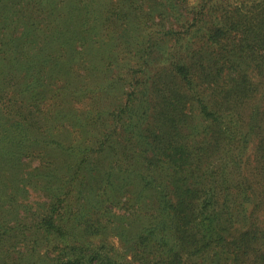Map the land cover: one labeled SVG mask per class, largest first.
<instances>
[{"label": "trees", "instance_id": "trees-1", "mask_svg": "<svg viewBox=\"0 0 264 264\" xmlns=\"http://www.w3.org/2000/svg\"><path fill=\"white\" fill-rule=\"evenodd\" d=\"M186 3L154 8L166 9L158 14L160 42L152 35L104 40L111 37L106 17L97 30L103 39L97 58L83 56V76L104 73L95 89L109 98L123 90L126 76L131 90L123 105L111 100L117 109L109 110V98H91L85 108L91 116L68 124L74 132L60 133L69 118L56 110L28 149L16 144L10 154L29 152L40 165L27 180L21 163L0 176V264H264V0L227 10L209 0ZM74 18L47 20L51 34L42 41L45 34L35 30L41 48L29 53V83L56 81L53 71L61 66L54 60L93 43L94 32L69 26ZM85 24L92 26L87 18ZM167 39L169 57L151 70L165 56L161 41ZM15 42L4 45L15 49ZM75 92L82 105L87 92ZM35 95L29 108L40 112L45 97ZM27 186L45 195L42 206L17 204L16 194L27 193Z\"/></svg>", "mask_w": 264, "mask_h": 264}, {"label": "rangeland", "instance_id": "rangeland-1", "mask_svg": "<svg viewBox=\"0 0 264 264\" xmlns=\"http://www.w3.org/2000/svg\"><path fill=\"white\" fill-rule=\"evenodd\" d=\"M186 1V6L190 8L192 5L198 4L201 0ZM244 1L245 0H209V4L218 2L219 4H223L225 6H223V8L227 10L230 9V5H239ZM1 2L3 4L0 5V141H3L6 137L7 141L0 144V176L1 178L7 177L13 166L21 163L20 169L23 171L22 176H25L27 180L29 179V172L38 167L40 162L37 157H29V152L26 151L17 155L15 153L10 154L16 144H20L28 149L32 144L30 142L31 138L37 134L38 130H41L40 127H44V130L47 124L52 123L49 121V118L56 110H65L67 118H69L65 119L67 120L66 122H61L59 127L60 133L63 132V130L74 132L75 128L72 129L68 124L75 121V116L78 118L91 116V112L85 110V108H89L92 102L91 98L96 101L109 98L105 93L98 92V90L95 89V87L100 84L101 76L104 73L98 71L93 78L91 77L85 81L83 76L84 72H82L85 66L83 56L86 62H88V57L96 59L99 54L97 51V44L101 47L103 39L97 35V30L102 29V26L106 22V17L110 16L112 18V20H109V25L104 28L111 37H104V40L117 41L119 39L125 40L138 37L143 41L145 37L150 35L154 37L153 40H157L161 32V23L158 14L166 9L162 7L155 11L154 8L159 4H167L169 0H89V3H86L89 7L86 8V4H82L81 6L80 0H2ZM50 3H52V12L50 11ZM94 9L96 11H93ZM87 10L89 12H87ZM148 13L152 14V19L149 18ZM47 14L53 15L51 18L47 19L48 22L54 19L63 22V19L73 14L75 18L69 26H74V29L81 27V32L83 34L89 33L87 30L92 33L94 32L93 43L85 44L84 47L78 45L75 54L74 51L70 49L69 51L61 53L63 57L62 60H54L53 58L54 62H59L61 66L60 71H56L58 67L53 71L56 72V75L54 74V79H56V81L50 83L51 81L47 79H40L39 83L33 81L29 83V68L27 67V63H29V53L38 52L39 48H41V43L38 44V42H41L45 38L47 39V36L49 37L51 34V31L48 32L47 28ZM4 18H6L5 22L3 21ZM86 18L92 23V26L86 24L84 27L82 26ZM119 18H121L120 22L114 21ZM43 20H46V22H43ZM94 22L96 23L93 26ZM112 22L113 24H111ZM55 24L56 22L54 21L53 25ZM63 25L65 24L63 23ZM64 28L67 29L68 27L65 26ZM35 30L37 34H45L41 41L37 38L38 35L35 34ZM23 33L28 35L25 36L24 39H21L22 35H24ZM8 40L16 41L15 49H10L13 48L12 45L9 47L4 45ZM157 41L160 42V39ZM161 42H163L162 46H164L166 54L162 56L160 60H155L151 63V70L157 65L165 63L166 57H169L168 51L173 47L169 39H167L166 42L164 40ZM79 44H84V41L80 40ZM57 47L58 46L53 47L50 51L53 52ZM99 51L102 57V50ZM59 55L60 54L57 53L54 57L58 59ZM74 56L78 59L81 58V63L75 61V63L69 62V64H67L68 60H73ZM1 57H5V61H8L10 57L11 62L4 65ZM77 64H82V67L77 77L74 78V66L78 68ZM48 65L51 68L54 63H49ZM23 70H27V72ZM101 70H104L102 65ZM119 70L120 68L113 70V74L111 75L113 79H115L113 76H116ZM67 72H69V74H66ZM124 72L125 68L121 67L120 76H123ZM7 73L9 75H7ZM80 76L81 79L79 80L78 78ZM125 78L127 81L123 82V90L119 88L116 93L110 92L112 97L106 99L108 100V104L106 105L109 110L112 108L117 109V107H115L116 102L111 100L117 99L120 100V102L117 101L120 105L124 104L122 100H125L128 92L131 90L129 85L130 77L126 76L124 79ZM68 82H71V85H69ZM65 85L68 87L70 86L69 89H66L67 87H65ZM78 88H82L84 92H87V97L84 98L85 100L83 99L84 104L82 103V105L78 103L79 100L75 92ZM22 89L23 92H21ZM67 92L73 93L74 97L68 98ZM35 94H41V97H45L46 104L39 105L42 110L40 112H37L36 108H29V98ZM39 95H35V97L39 98ZM83 113H86V115L83 116ZM60 136L61 135L55 134V137L59 138ZM17 178L19 179L18 176ZM18 186L20 187V185ZM26 188L28 190L27 193L23 192L21 194H16L17 204L20 205L23 210H29V205L35 207L38 203H41L42 206L43 202L47 200L45 195L43 196V193H39L36 190H29V186ZM12 192L11 189L5 192L2 205L3 208H7V204L5 203L9 201ZM110 242L120 249V241L116 236L112 235Z\"/></svg>", "mask_w": 264, "mask_h": 264}]
</instances>
